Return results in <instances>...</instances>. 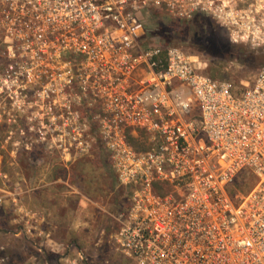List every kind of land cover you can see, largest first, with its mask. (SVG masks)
Returning <instances> with one entry per match:
<instances>
[{"label": "built area", "instance_id": "built-area-1", "mask_svg": "<svg viewBox=\"0 0 264 264\" xmlns=\"http://www.w3.org/2000/svg\"><path fill=\"white\" fill-rule=\"evenodd\" d=\"M152 10L209 16L264 50V0H0L1 80L25 83L27 111L66 160L101 141L129 190L114 217L123 257L264 264V63L239 85L216 79L199 54L144 44ZM243 171L255 182L233 196Z\"/></svg>", "mask_w": 264, "mask_h": 264}, {"label": "rangeland", "instance_id": "rangeland-1", "mask_svg": "<svg viewBox=\"0 0 264 264\" xmlns=\"http://www.w3.org/2000/svg\"><path fill=\"white\" fill-rule=\"evenodd\" d=\"M145 21L147 31L144 44L169 43L188 53L199 54L208 63L207 72L216 79L239 85L253 76L264 62V50L233 40L229 31L219 23L222 28L199 27L203 34L198 35L194 34V26L190 22L175 19L163 10H152L145 15ZM187 27H191V30L187 31ZM172 35L174 37L170 38ZM225 42L230 43L226 51L219 54L208 52L206 44L220 46ZM4 67L0 57V95H6L5 99L0 97V170L7 174V177L1 176L0 188L9 192L22 190L25 199L26 189L32 186L33 181H36V185L43 183L42 173L45 171L48 172L45 180H51L56 175L68 177L69 183L83 192L84 225L95 226L86 237H82L77 249L74 246L65 253L75 255L77 250H82L87 257L82 264H135L123 257L113 242V235L119 227L114 217L125 211L129 190L119 183L101 141L96 137L89 153L66 160L54 143H46L42 134L44 130L39 128L36 117L33 118L27 111L28 97L25 94L29 91L25 83L24 88H18L11 81L6 83L1 80ZM10 95L17 102L5 108L6 100L14 101ZM90 132L95 137V132ZM32 176L38 179L32 181ZM252 185L244 190V194ZM7 209L9 214H15L11 206ZM42 241V237H0V257L5 258L6 264H61L59 255L45 249ZM40 244L45 249L44 254L38 252Z\"/></svg>", "mask_w": 264, "mask_h": 264}, {"label": "crops", "instance_id": "crops-1", "mask_svg": "<svg viewBox=\"0 0 264 264\" xmlns=\"http://www.w3.org/2000/svg\"><path fill=\"white\" fill-rule=\"evenodd\" d=\"M36 185L32 176V186H28L25 199L20 191H5L0 188L4 202L0 206V237H42V245L48 251L66 252L80 245L95 226L84 225L83 192L69 183L66 176H54ZM1 175L7 177L0 170ZM15 212L7 211L8 207ZM6 212L8 214H6ZM91 235V234H90Z\"/></svg>", "mask_w": 264, "mask_h": 264}, {"label": "trees", "instance_id": "trees-1", "mask_svg": "<svg viewBox=\"0 0 264 264\" xmlns=\"http://www.w3.org/2000/svg\"><path fill=\"white\" fill-rule=\"evenodd\" d=\"M211 20L212 19L209 16L198 15V16H195V18H193L191 20H187V21L190 22L189 24H192V26H194V28H193L194 34L199 35V34H203L202 33L203 31L200 30L199 27H203V28L210 27V28H214V29L220 27V25L218 23H216L214 20H212L213 22H211ZM220 28H222V27H220ZM186 30L190 31L191 27H187ZM173 37H174V35H172V37L170 36V38H173ZM168 45H169V43H168ZM222 45L219 46L218 44H213V43L212 44L211 43L206 44V46L209 48L208 52L212 53V54H219V52H221V51H226L228 46L230 45V43L225 42V43H222ZM132 141L135 145L139 144L140 138L139 137L133 138ZM254 179L255 178L252 175V173H250L248 171L241 172L239 174V176L236 178V180L234 181L233 185L231 186V194L233 196L236 194H244V190H246L249 186H251L253 184L252 182L254 181ZM128 195H129V192L127 193V197H128Z\"/></svg>", "mask_w": 264, "mask_h": 264}, {"label": "flooded vegetation", "instance_id": "flooded-vegetation-1", "mask_svg": "<svg viewBox=\"0 0 264 264\" xmlns=\"http://www.w3.org/2000/svg\"><path fill=\"white\" fill-rule=\"evenodd\" d=\"M5 76H6V75H5ZM2 80H3V79H2ZM4 81H5V80H4ZM21 96L23 97V95H21ZM0 97L3 98V99H5V98H6V95L1 94ZM10 97H11L13 100H14V98H15V97L12 96V95H10ZM16 97H18V95H16ZM16 102H17L16 99H15L13 102H12V101L10 102V101H7V100H6V101L4 102V104H5L4 107L6 108L8 104H13V103H16ZM18 107L21 108V106H18ZM13 110L16 111L17 109H16V108H13ZM4 111H5V110H4Z\"/></svg>", "mask_w": 264, "mask_h": 264}]
</instances>
